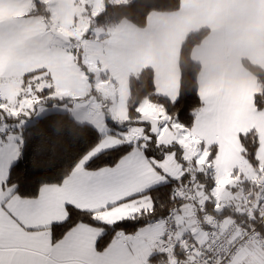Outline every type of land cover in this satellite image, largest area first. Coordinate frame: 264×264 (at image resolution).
I'll return each instance as SVG.
<instances>
[{
    "label": "snow or ice",
    "instance_id": "obj_1",
    "mask_svg": "<svg viewBox=\"0 0 264 264\" xmlns=\"http://www.w3.org/2000/svg\"><path fill=\"white\" fill-rule=\"evenodd\" d=\"M0 264H264V0H0Z\"/></svg>",
    "mask_w": 264,
    "mask_h": 264
},
{
    "label": "trees",
    "instance_id": "obj_2",
    "mask_svg": "<svg viewBox=\"0 0 264 264\" xmlns=\"http://www.w3.org/2000/svg\"><path fill=\"white\" fill-rule=\"evenodd\" d=\"M132 11H135V8H133ZM132 87L133 90L135 91V89L138 87V84L136 82H133Z\"/></svg>",
    "mask_w": 264,
    "mask_h": 264
},
{
    "label": "crops",
    "instance_id": "obj_3",
    "mask_svg": "<svg viewBox=\"0 0 264 264\" xmlns=\"http://www.w3.org/2000/svg\"><path fill=\"white\" fill-rule=\"evenodd\" d=\"M159 257L157 256V257H154V259H158Z\"/></svg>",
    "mask_w": 264,
    "mask_h": 264
}]
</instances>
